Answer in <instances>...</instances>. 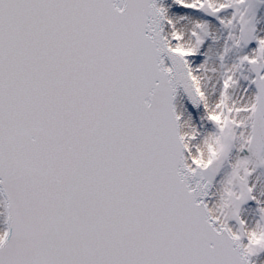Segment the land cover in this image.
I'll return each mask as SVG.
<instances>
[{"label": "snow or ice", "instance_id": "1", "mask_svg": "<svg viewBox=\"0 0 264 264\" xmlns=\"http://www.w3.org/2000/svg\"><path fill=\"white\" fill-rule=\"evenodd\" d=\"M0 264H264V0H0Z\"/></svg>", "mask_w": 264, "mask_h": 264}]
</instances>
